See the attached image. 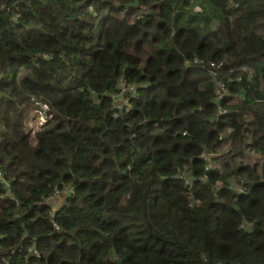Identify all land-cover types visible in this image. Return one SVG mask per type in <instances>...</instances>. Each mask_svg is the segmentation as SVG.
<instances>
[{
    "label": "trees",
    "instance_id": "trees-1",
    "mask_svg": "<svg viewBox=\"0 0 264 264\" xmlns=\"http://www.w3.org/2000/svg\"><path fill=\"white\" fill-rule=\"evenodd\" d=\"M0 171V264H264V0H0Z\"/></svg>",
    "mask_w": 264,
    "mask_h": 264
},
{
    "label": "built area",
    "instance_id": "built-area-1",
    "mask_svg": "<svg viewBox=\"0 0 264 264\" xmlns=\"http://www.w3.org/2000/svg\"><path fill=\"white\" fill-rule=\"evenodd\" d=\"M14 4H16V2ZM1 9L4 10L5 13L11 16V21L15 26L19 23L20 13L17 11H14L13 6L4 5L1 7ZM135 17L136 18L140 17L137 11H136ZM44 57H47V55H44ZM192 63L196 65L202 64V62L198 59H194ZM210 65H213V63L211 62ZM117 88H118V93L115 95H112L114 99L113 108L115 109L113 113V117H117L121 111L128 109L129 101L131 99H136L138 97V85L135 83L126 81V79H124L123 77L118 79ZM216 89H217L218 97H221L225 91L224 83L217 82ZM28 106H29V111H27L25 118H24L25 130L30 135L31 134L34 135L35 132L41 130L42 128L48 125V123L52 119V113H51L48 103L43 102L36 98H31L30 101L28 102ZM218 113L223 114L225 113V110L222 108H219ZM201 157L209 159L208 154L203 153ZM0 179L4 181L6 186L8 185L1 171H0ZM70 191H72V189L68 187L62 190H55L52 192L51 195H49L46 198V201L50 203L49 215L51 219H53L57 211V206L53 202L57 201L59 198L63 196H66L68 192ZM52 223L55 229H59V226L56 223H54L53 220H52ZM30 252L32 255H38L36 249H32Z\"/></svg>",
    "mask_w": 264,
    "mask_h": 264
},
{
    "label": "rangeland",
    "instance_id": "rangeland-1",
    "mask_svg": "<svg viewBox=\"0 0 264 264\" xmlns=\"http://www.w3.org/2000/svg\"><path fill=\"white\" fill-rule=\"evenodd\" d=\"M139 6H140L139 4H137V5L135 4V5H133L132 8L125 9L124 12H122L120 14V17H124V18L126 17L128 19L134 18L136 15V9H138ZM195 10L198 11L199 7H195ZM194 98L195 97L193 95L190 98V100L193 101V104H195ZM185 102H187V101H185ZM226 134H227V138L230 140V143H231L229 149H233V151L231 152V155L229 156V158L231 159V162L233 164L242 162L244 164L254 165V164L260 162V158H259L260 156L259 155H250L249 151L248 152L245 151V150H247L245 148L246 138L243 137V135H242L243 133L240 129H237V130L234 129L233 131L229 130V131H227ZM241 135H242L243 139L241 138ZM224 156H225L224 154L220 155L217 158L216 162H214L213 164L220 167V169H221L222 166L225 165V163H226V159H224Z\"/></svg>",
    "mask_w": 264,
    "mask_h": 264
},
{
    "label": "crops",
    "instance_id": "crops-1",
    "mask_svg": "<svg viewBox=\"0 0 264 264\" xmlns=\"http://www.w3.org/2000/svg\"><path fill=\"white\" fill-rule=\"evenodd\" d=\"M28 111H29V110H28ZM25 115H26V114H25ZM245 151L248 152V150H245ZM249 154H250V155H257V154H253V153H251V152H250ZM259 158H260V157H259ZM62 200H63V197L59 198L57 201L61 203Z\"/></svg>",
    "mask_w": 264,
    "mask_h": 264
}]
</instances>
